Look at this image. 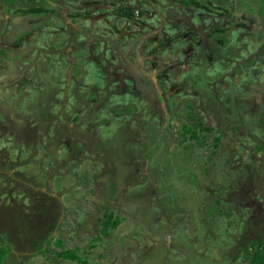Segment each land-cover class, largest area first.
Instances as JSON below:
<instances>
[{
  "label": "rangeland",
  "instance_id": "obj_1",
  "mask_svg": "<svg viewBox=\"0 0 264 264\" xmlns=\"http://www.w3.org/2000/svg\"><path fill=\"white\" fill-rule=\"evenodd\" d=\"M63 1L0 0L11 23L38 17L0 36V264H252L264 247V0H197L210 14L198 49L165 42L200 22L197 6L76 0L64 17ZM75 15L117 38L88 30L83 55L62 34ZM11 42L21 73L1 54Z\"/></svg>",
  "mask_w": 264,
  "mask_h": 264
},
{
  "label": "crops",
  "instance_id": "obj_2",
  "mask_svg": "<svg viewBox=\"0 0 264 264\" xmlns=\"http://www.w3.org/2000/svg\"><path fill=\"white\" fill-rule=\"evenodd\" d=\"M71 2V3H70ZM78 5V4H77ZM63 6L66 8V12H65V14H64V17H65V15H67V12H72L73 10V8H76V0H65V1H63ZM37 15L38 14V12H32L31 13V15ZM41 14V13H40ZM202 14H206V13H204V12H202ZM16 15H19V17L17 18V19H19V20H17L16 22H12L11 23V20H12V18H13V16H9V15H6V14H4V13H2V12H0V36L1 35H3V36H8V34H7V32L9 33V31L8 30H14L15 31V28L16 29H19V28H21V27H19V21L21 20V18L23 19L22 21H26V23L27 24H29V27H31V26H33L36 22V19L38 18V17H24L23 15L24 14H16ZM26 15V14H25ZM51 16V15H50ZM69 17V16H68ZM72 17V18H71ZM70 17V20H72V22L73 23H75V25H73V24H71L73 27H74V29H72V28H69L68 26L67 27H65L64 29H62V34H64V35H66V40L67 41H70V44H72L73 43V46H75V47H81L82 45H88L89 47L87 48V49H83L84 50V53H82L83 55H86V54H91L92 52H93V50L92 49H90V41L88 42L87 40L89 39V37H88V33L87 32H89L88 30H90L91 31V38H93V39H89V40H93V41H95L96 43H98V44H104V43H108L109 41H111V42H113V39H116L117 37L116 36H118V34L117 35H113L110 31H109V33L108 34H101L102 32L104 33L105 31H107V30H111V29H109V28H107V27H105V26H101L100 24H102V22L101 21H99V20H95L94 18L93 19H89V20H86L85 18H83L82 16H79V15H75V16H71ZM127 17V16H126ZM56 18V21H58L59 19H58V16H56L55 17ZM218 19L219 18H216V20L218 21ZM63 20V19H62ZM74 20V21H73ZM221 20V19H220ZM69 21V20H68ZM71 23V21H69V24ZM18 24V25H17ZM68 24V25H69ZM93 25V26H90V25ZM84 26V27H83ZM90 26V28L89 29H87V28H85V27H89ZM225 26V25H224ZM226 26H227V24H226ZM28 27V28H29ZM99 27V30L97 29V28ZM53 30H58V29H53ZM60 30V29H59ZM78 30V32H76V31ZM31 31V33L33 32V31H35V29H31L30 30ZM48 31V30H47ZM112 31V30H111ZM46 34V33H45ZM95 36H98L97 38L99 39V40H95L94 38H95ZM7 40V39H6ZM9 41V40H8ZM13 41H15V42H18V43H20L19 41V39L18 38H15ZM25 40H23V42H24ZM184 41V37H181V38H179V39H177L176 41H174V42H171L170 44H172V43H176V42H179V43H182ZM188 41V40H187ZM12 44V49L10 50V46L8 45V49L6 50V49H4V47H3V49H2V57H4L5 58V60H7V58H8V54H9V52L10 51H13L14 52V56L16 57L15 59H14V61L13 62H15L14 64H15V69L14 70H12V72H16L17 71V73H21V72H23L24 70H25V68H23V67H21V65H19V64H21V62H20V58H21V55H19V51L21 52V48H20V44L19 45H13V42H11ZM17 43V44H18ZM30 43V42H29ZM38 43H41V42H38ZM51 43H53L52 41H51ZM7 44H9V43H6V45ZM97 44V45H98ZM39 45V47L40 46H42L41 44H38ZM48 45H49V39H48ZM95 47H97V46H95ZM111 48V47H110ZM197 49V48H196ZM68 50H69V48H68ZM108 50H110L109 49V47H108ZM34 53V52H33ZM117 54V53H116ZM175 55V57H177V58H179V56L180 55H182L181 53L179 54V53H177V54H174ZM6 56V57H5ZM105 56H107V54L105 53ZM174 57V58H175ZM110 58V57H109ZM105 59H107L108 60V58L107 57H105ZM176 59V58H175ZM111 62V61H110ZM112 63V62H111ZM112 64H114V63H112ZM31 66V65H30ZM9 71V70H8ZM29 71L30 72H33L34 71V67L32 66V69H29ZM11 72V71H10ZM25 73V72H24ZM29 85V84H28ZM83 86H84V83L82 84ZM82 86V87H83ZM69 89V86H67V90ZM117 92H118V88H117V90H116ZM122 118V117H121Z\"/></svg>",
  "mask_w": 264,
  "mask_h": 264
},
{
  "label": "trees",
  "instance_id": "obj_3",
  "mask_svg": "<svg viewBox=\"0 0 264 264\" xmlns=\"http://www.w3.org/2000/svg\"><path fill=\"white\" fill-rule=\"evenodd\" d=\"M178 1L182 2L184 5H189V3H191V2H193L196 5H201V3L196 1V0H178ZM121 9H122L121 15H126L128 17H132V18L134 17L135 18V16H134L135 9L134 8L125 7V8H121ZM26 11H29V12L30 11L31 12H43L44 10H43V8H39V7H29V9H27ZM116 220H118V219H116ZM116 220L113 221L112 218L110 216H108L104 226L105 227H110V226L116 225V222H117ZM105 232H107L106 229H105ZM7 252H9V249H1L0 248V263H3V259L6 256ZM63 254H65V253H63ZM64 257H71L73 259H77V260L80 261V258H78L74 254L66 253L64 255ZM81 260L83 261L84 264H89L86 261H84L83 259H81ZM251 260H252L251 261L252 264H264V247H261V248H258V249L256 248L254 254L251 257Z\"/></svg>",
  "mask_w": 264,
  "mask_h": 264
},
{
  "label": "flooded vegetation",
  "instance_id": "obj_4",
  "mask_svg": "<svg viewBox=\"0 0 264 264\" xmlns=\"http://www.w3.org/2000/svg\"><path fill=\"white\" fill-rule=\"evenodd\" d=\"M197 1V0H196ZM4 3V2H3ZM56 3V2H55ZM58 4V3H57ZM59 5V4H58ZM191 5H193V7H195V6H197V8H199V11L196 13L197 15H198V18H200L199 19V23H195L194 21H191V23L192 24H194L193 26L194 27H192L187 33H189V34H184V35H181V36H179L178 38H176V40L177 39H179V38H181V37H184V40H188V41H190V43L192 42V44L194 45V47L195 48H197L198 49V47L200 48V46H199V44H198V41H199V39L201 40L202 38H205V35H204V31L203 30H200V31H198V27L199 26H203V27H206V26H208V23H207V18H204L203 16H206V15H208L209 14V11H206L207 10V6L205 5V4H203V3H201V5H196V4H194L193 2H191V3H189V6H191ZM60 6H62V5H60ZM184 6H186V5H184ZM206 9V10H205ZM203 10H204V12L206 13V14H202V12H203ZM210 15V14H209ZM126 16V15H125ZM202 18V19H201ZM208 19H209V17H208ZM213 23V22H212ZM212 23H210V24H212ZM197 32H199L198 34H197ZM207 34V33H206ZM195 35H197V37H198V40L196 41V40H194V36ZM208 36V34L206 35V37ZM166 39V43H168V44H170L171 43V41H170V39L168 40L167 38H165ZM201 44V43H200ZM193 49V48H192ZM152 82L154 83V81L152 80ZM110 85V84H109ZM111 87V86H110ZM117 87H118V84L117 85H115V89L117 90ZM149 98V97H148ZM249 99H252L251 97L249 98ZM250 101V100H249ZM263 101H264V99H263ZM151 102H152V100H151ZM108 105H110V104H108Z\"/></svg>",
  "mask_w": 264,
  "mask_h": 264
},
{
  "label": "clouds",
  "instance_id": "obj_5",
  "mask_svg": "<svg viewBox=\"0 0 264 264\" xmlns=\"http://www.w3.org/2000/svg\"><path fill=\"white\" fill-rule=\"evenodd\" d=\"M4 4H5V2H4ZM34 13H35V12H34ZM165 42H166V40H165ZM167 44H168V43H167ZM174 57H175V56H174ZM105 108H106V107H105ZM93 111H96V110H93ZM120 115H121V112H120V113L118 112V115H117L116 113H114L110 120L116 121V120H117V117H120ZM126 117H129V118H130L129 115H126ZM120 118H121V117H120ZM89 119H90V118H89ZM102 120H103V119H102Z\"/></svg>",
  "mask_w": 264,
  "mask_h": 264
},
{
  "label": "water",
  "instance_id": "obj_6",
  "mask_svg": "<svg viewBox=\"0 0 264 264\" xmlns=\"http://www.w3.org/2000/svg\"><path fill=\"white\" fill-rule=\"evenodd\" d=\"M52 4H53L54 6H58V4L55 3V2H52ZM68 20L71 21L70 18H69ZM71 23H72L73 25H75V23H73L72 21H71Z\"/></svg>",
  "mask_w": 264,
  "mask_h": 264
}]
</instances>
